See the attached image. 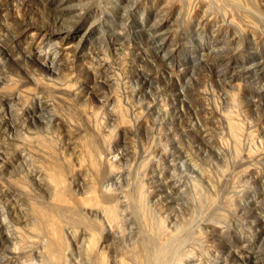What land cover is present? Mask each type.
Wrapping results in <instances>:
<instances>
[{
  "label": "rangeland",
  "instance_id": "1",
  "mask_svg": "<svg viewBox=\"0 0 264 264\" xmlns=\"http://www.w3.org/2000/svg\"><path fill=\"white\" fill-rule=\"evenodd\" d=\"M174 1L0 0V206L22 227L26 197H48L32 173L55 163L73 200L82 197L87 172L74 162L91 143L115 176L103 187L123 234L104 249L109 264L131 258L140 222L153 240L189 236L178 264H264V0H208L195 11ZM62 79L78 93L55 90ZM34 137L50 154L21 152ZM75 215L77 230L91 222L112 241L94 217ZM12 245L0 230V264L41 263Z\"/></svg>",
  "mask_w": 264,
  "mask_h": 264
},
{
  "label": "bare ground",
  "instance_id": "2",
  "mask_svg": "<svg viewBox=\"0 0 264 264\" xmlns=\"http://www.w3.org/2000/svg\"><path fill=\"white\" fill-rule=\"evenodd\" d=\"M207 1L208 0H206V1L205 0H188V2H189L188 8H189V10L192 8L190 11H195L199 6H203L205 4V2H207ZM230 1L238 2V0H230ZM175 2H178V1L176 0V1H174V3ZM83 18H84V16H83ZM231 20H232V18H231ZM33 26L29 25V28H30V31L34 30L33 32L35 33V30H38V29L36 27H33ZM60 31H59V33H60ZM25 35L26 34H24V36ZM2 41L4 43V38L0 37V47L7 49L6 46L2 43ZM65 42H66V46H65L66 48H69L72 45L71 40H68ZM8 52H12V51H8ZM12 53H11V55H13ZM29 56L31 57V55H29ZM33 56L35 59H38L39 61H41V63H43L46 66H49L51 64V63L49 64L46 59H45V62H43L44 61V60L42 61L43 57L39 56V54L36 53L35 51H34ZM52 63L54 64L53 60H52ZM49 67H51V69L54 72H57L56 69H54L56 67L55 65H51ZM88 67H89V70L96 72L92 69L91 65ZM104 67H107V66L104 65ZM98 76H99V74L97 75V77L95 75L96 78H98ZM29 77H31V80H37V78L35 76L31 75ZM56 81L57 82H55L54 84L53 83L51 84L52 87L54 86L55 90L57 89V91H58L59 89H62V92H64V93L65 92L68 93V91L73 92V90H74V93H78V89H74L73 85L71 84L72 82L69 81L68 79H62L61 81L60 80L59 81L56 80ZM98 81H102V82L108 84V82H106L102 78H98ZM46 82H48V81H46ZM10 83H11V80H10ZM43 87H44V85H43ZM37 99H39V97ZM235 116H237V113H236V115H232V117H235ZM71 118H73V117H71ZM57 119H59L61 121L62 118L58 117ZM227 119L232 120L231 117H228ZM233 119H237V117L233 118ZM232 121H234V120H232ZM234 127H232V130L235 129ZM85 130L87 131V129H85ZM236 130L234 132H236ZM35 138L36 137H34V139ZM88 140H90V139H88ZM96 140H94V141H96ZM34 141H30V140L25 139L23 141V144H20V142H19L20 148H22L21 152L25 154V150H27V149L30 150V149L36 148L37 150L39 149L38 151L41 153L50 154L49 153L50 148H49V144H48L47 140H44V138L39 137V138H36ZM82 143H84V142H82ZM88 143L89 142H87V144ZM97 143H98V141H97ZM236 145H237V143H236ZM92 146L93 145H91V143L89 145H86V144L81 145L82 149L79 148V150L80 149L81 150H80L79 154H77L78 157H77L76 161L74 162V159L72 158L74 164L76 163V168L74 170L78 171L79 173L87 172L83 178L87 182V186L85 188L83 186H81L82 187L81 192L83 195L82 197L78 196L76 198V200H73V198L70 196L69 192H67V189H66L67 187L65 188V185L63 184L64 180H62V178H61V177H63V176H61V173H63V171H66V170H64L63 167H61L62 165L55 163L54 165H52V167L50 166L49 168H46L48 170L46 172L44 171L45 175H42V176L36 171H35L36 173L33 172L34 170L33 171L31 170L33 167L31 169H28L29 171L31 170V173L33 172L32 177L34 179L33 182H35V184L37 183L39 185V187L40 186L41 187H44V186L47 187L48 197H46V199H45L46 201H43L44 199L40 198L38 196H37L38 199L40 198L39 200L34 198V197H29L30 195L28 197H26L28 200L27 202L29 203V207L27 206L28 208H24V209L28 210V212L26 210H24V212H27V216H24V215L23 216H15V218H18V221L21 222L22 227L17 226V223L8 219L5 216L6 213H4L5 210H3V208L0 206V230L7 237V239L13 243L12 252L14 253V256L21 255V254H27V256H25V258L26 257L28 258V255L32 256V258L34 256H36L38 258V260H40V262H41L40 264H109V260L107 259L106 255H105L104 249L108 246H109L108 248H114L115 240L116 241H117V239L120 240V236H122V234H123L122 231L120 232L118 230L119 227H118V229H115V225H116V221H117L115 218H117L118 216L113 217V216H116V214H117L116 207L114 205L110 204L111 199L114 196L111 197V195H113V194H112V192L108 191L110 189L107 190L103 187V184H105L106 180H108V181L112 180V182H113V179L115 176H114V173L113 174L111 173L109 175H107L108 173L107 174L104 173L105 172V170L103 168L104 165H102L98 161L99 159H98L97 153H96L97 150L95 151V149H93ZM38 151H36L35 153H37ZM53 155L55 156V154H53ZM74 155H73V157H74ZM50 156L51 155H49L47 158H50ZM68 160H70V159H68ZM47 162H49V161H47ZM35 164H37V163H34V165ZM45 164H43V165H45ZM8 166H10V165H8ZM7 168H9V167H7ZM111 169H113V168H111ZM9 170H12V169H9ZM242 171H244V170H242ZM110 172H113V171H110ZM43 177L45 180L43 179ZM65 178H66V176H65ZM20 184H21V182H20ZM77 184H80V183H77ZM27 191H28V189H27ZM125 192L126 191H124V193ZM71 195H73V194H71ZM127 195H129V194H127ZM127 195L125 198L129 197ZM23 198L26 199L25 197H23ZM108 198H111V199H108ZM15 199H18V198H15ZM119 199H121V198H119ZM136 201H138V200H136ZM28 203H27V205H28ZM11 204H13V203H11ZM21 210H23L22 207H21ZM132 211L134 212V210H132ZM77 212L89 214L92 216L93 220L95 218V220L99 222L98 223L99 226L100 227L102 226L104 228L103 232H104L105 236L110 238L112 241H109V240L102 241L101 240L102 238L100 239V237H98L100 232H99V230H97L98 229V228H96L97 226L95 227L94 224H91V222H90L89 226H87V225L83 226L85 223H83L82 220H80L83 223V225L79 224V223L78 224L80 225L79 228L82 225V229L77 230L76 221H78V220H77V216L75 215V213H77ZM123 212L126 213L124 211V208H123ZM3 213H4V216H3ZM136 213H137V210H136ZM138 213L140 214V212H138ZM91 216H89L90 220H91ZM87 217L88 216H86V218ZM137 217H139V216H137ZM15 218H12V219H15ZM78 218H79V216H78ZM92 222L95 223L94 221H92ZM142 223L145 225L144 222L139 223L140 224L139 227L141 228L140 232H141V238H142V240H141L142 242H140L139 245H142V246L139 247V245H138L133 251L130 250L131 252H129V254L131 253L130 254L131 258L129 260L124 258L125 254H123L120 261L117 260L116 257L114 259L111 258V259H113V260H111V263L112 264H178V263H176V261L180 260V259H177L180 256L179 257H176V256H178V254L180 253L179 251H180L181 245L188 239L189 236H187L186 234H185V236H177L179 233H181V230L178 229L179 233L177 235H176V233H175V235L172 234L173 232L171 233V235H173L175 237L177 236L175 240L169 239L167 236L162 237L159 235V233H158V235L160 237H154V238H156V240H153L152 239L153 236L152 237L148 236V234L143 229V228H145V226L141 227ZM146 225H148V224H146ZM83 227H85V228H83ZM102 227H101V229H103ZM147 229H149V228H147ZM182 232H184V231H182ZM104 234H103V236H104ZM171 235H169V236H171ZM68 237L71 238V240L73 241L72 242L74 244L73 247H75L78 250V255H76V252L74 251V249H72L70 247V245H68L69 244L68 243V241H69ZM100 243H101V247L99 246ZM108 250H106L107 253H108ZM125 252H128V250ZM184 253L186 254V252H184ZM241 253H243V252H241ZM248 254H249V251H248ZM187 255H188V253H187ZM22 256H24V255H22ZM69 256H70V259H72V262L70 260H68ZM244 256H246V255H244ZM255 257L258 258L257 256H255ZM25 258H24V260H25ZM24 260H23V262H24ZM34 261H35V259L32 262H34ZM68 261H70L71 263ZM258 261H259V259H258ZM28 262H26V260H25V262L23 264H25V263L26 264L27 263L28 264H34L30 261H28ZM200 263H201V261H200Z\"/></svg>",
  "mask_w": 264,
  "mask_h": 264
}]
</instances>
